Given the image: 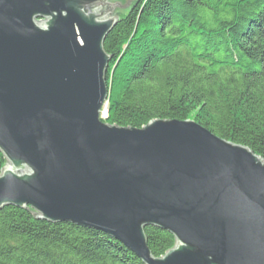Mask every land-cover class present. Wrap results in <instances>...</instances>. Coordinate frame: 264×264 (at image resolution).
Instances as JSON below:
<instances>
[{"label": "water", "instance_id": "water-1", "mask_svg": "<svg viewBox=\"0 0 264 264\" xmlns=\"http://www.w3.org/2000/svg\"><path fill=\"white\" fill-rule=\"evenodd\" d=\"M132 1L0 0V209L102 231L144 264H264L262 157L194 120L103 121L104 45ZM152 226L175 237L161 257Z\"/></svg>", "mask_w": 264, "mask_h": 264}, {"label": "trees", "instance_id": "trees-1", "mask_svg": "<svg viewBox=\"0 0 264 264\" xmlns=\"http://www.w3.org/2000/svg\"><path fill=\"white\" fill-rule=\"evenodd\" d=\"M109 125L194 120L264 159V0H134L104 45ZM7 161L0 151V174ZM156 257L175 237L146 227ZM0 264H144L108 234L0 209Z\"/></svg>", "mask_w": 264, "mask_h": 264}, {"label": "rangeland", "instance_id": "rangeland-1", "mask_svg": "<svg viewBox=\"0 0 264 264\" xmlns=\"http://www.w3.org/2000/svg\"><path fill=\"white\" fill-rule=\"evenodd\" d=\"M114 1H117V0H114ZM129 10H130V7H126V8H124L123 9V12H124V15L126 16V14L129 12ZM119 16V15H118ZM120 17V16H119ZM121 18V17H120ZM106 116H107V114L105 113V114H102V119H106Z\"/></svg>", "mask_w": 264, "mask_h": 264}]
</instances>
